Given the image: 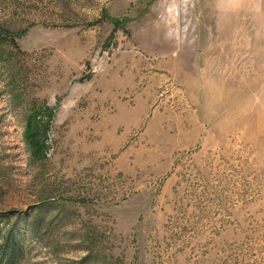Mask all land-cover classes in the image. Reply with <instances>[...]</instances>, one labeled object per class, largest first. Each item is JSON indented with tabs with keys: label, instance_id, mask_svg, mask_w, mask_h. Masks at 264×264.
<instances>
[{
	"label": "rangeland",
	"instance_id": "rangeland-1",
	"mask_svg": "<svg viewBox=\"0 0 264 264\" xmlns=\"http://www.w3.org/2000/svg\"><path fill=\"white\" fill-rule=\"evenodd\" d=\"M11 233L13 264H264V0H0V264Z\"/></svg>",
	"mask_w": 264,
	"mask_h": 264
},
{
	"label": "trees",
	"instance_id": "trees-1",
	"mask_svg": "<svg viewBox=\"0 0 264 264\" xmlns=\"http://www.w3.org/2000/svg\"><path fill=\"white\" fill-rule=\"evenodd\" d=\"M32 136H34V134H32ZM39 138L40 137L35 136V139L39 140ZM1 249L3 253L8 252L10 250V259L8 260V264H13L17 255L21 253L22 246L20 245L19 241L13 240V234L11 233L10 236L7 238L6 244H3L1 246ZM1 261H4V256L1 257Z\"/></svg>",
	"mask_w": 264,
	"mask_h": 264
}]
</instances>
